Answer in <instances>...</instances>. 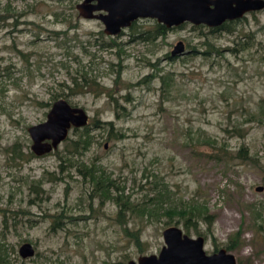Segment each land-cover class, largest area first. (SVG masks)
I'll return each instance as SVG.
<instances>
[{
	"label": "rangeland",
	"instance_id": "rangeland-1",
	"mask_svg": "<svg viewBox=\"0 0 264 264\" xmlns=\"http://www.w3.org/2000/svg\"><path fill=\"white\" fill-rule=\"evenodd\" d=\"M82 1L0 0V264L158 255L178 212L167 225L169 213L130 209L126 224L118 203L153 205L164 188L173 201L165 206L196 200L209 208L210 227L178 224L205 238L207 254L226 249L237 264H264V10L228 29L187 22L144 39L129 28L106 35L102 22L80 16ZM157 23L139 19L138 30L155 34ZM179 41L187 52L172 57ZM85 77L97 85L82 88ZM98 86L114 89L115 100ZM60 98L88 112L91 144L71 145L85 127L77 128L38 156L28 129ZM94 163L112 181L107 193L79 172ZM132 231L142 232L141 244ZM24 242L35 256L21 257Z\"/></svg>",
	"mask_w": 264,
	"mask_h": 264
},
{
	"label": "water",
	"instance_id": "water-1",
	"mask_svg": "<svg viewBox=\"0 0 264 264\" xmlns=\"http://www.w3.org/2000/svg\"><path fill=\"white\" fill-rule=\"evenodd\" d=\"M77 10L84 18L102 22L106 35L118 36L143 18L155 19L167 28L187 22L221 27L248 13L264 10V0H83L77 4ZM186 52L185 43L179 41L171 56ZM89 118L83 107L72 105L65 98L56 100L47 119L28 129L32 151L38 156L55 151L68 139L71 130L87 126ZM163 238L165 245L158 255H141L138 261L130 260L128 264H237L236 257L226 249L207 254L205 238L192 237L178 225L165 228ZM19 253L25 259L35 256L36 249L31 242H24Z\"/></svg>",
	"mask_w": 264,
	"mask_h": 264
},
{
	"label": "trees",
	"instance_id": "trees-1",
	"mask_svg": "<svg viewBox=\"0 0 264 264\" xmlns=\"http://www.w3.org/2000/svg\"><path fill=\"white\" fill-rule=\"evenodd\" d=\"M240 20V19H239ZM236 20V21H239ZM236 21H229L225 24H223L221 27H216V28H211L212 31H218V30H222V29H228L231 27L232 23L236 22ZM138 25V21H135L131 27H129V30H131L134 34H139L140 38H144V39H149L151 37L156 38L158 36H162L165 35L167 33V31L169 30V28H167L165 25L163 24H159L157 23V29L155 34H151L148 33L146 31H140L138 30L139 28ZM198 27H203V25H199ZM145 34V35H144ZM118 42L113 41L111 42L108 46L109 47H117L118 46ZM121 77V72H119L117 78L120 79ZM84 83L81 85V87L83 88L84 86H95L97 85L96 79L93 77H85L84 79ZM164 83L167 84V80H164ZM86 84V85H85ZM79 87L78 83L74 84V88L71 89L72 92H74V90H76ZM81 92V91H80ZM84 92V91H82ZM94 92H99V93H103V94H108V96L110 98H113V93H114V89H107L105 87H100L98 86V91L94 90ZM77 93V92H76ZM73 94V93H72ZM115 100V99H114ZM116 105H118L119 103L117 101H115ZM122 138L124 135L121 134L120 135ZM90 134H89V130L87 129V127H85L83 129V132L81 134V138L79 140H73L71 141V145L73 147H75L76 149H87L91 142H90ZM208 143H212L211 139H207ZM222 152V151H221ZM223 158H228L230 156V152L229 151H225L224 153H221ZM219 156V155H218ZM237 156L241 159H246L245 157L248 156V150H244L241 149L238 153ZM230 159V158H228ZM84 169L83 170H79L80 174H82L87 180L89 177V180H91V182H94L96 184V188L100 190V192L103 193H107L109 187L112 185V181L111 179H106L105 177L102 176H98L97 173H95V171L97 170V166H95V163L93 165H91L90 167L85 164L83 165ZM85 179V180H86ZM88 180V181H89ZM160 197L156 194L155 200L152 201L153 205H151L150 203H145L143 205H137V206H133L130 203H126L125 205H123L122 203H118L121 206V213H124V221L123 223L127 224V212L131 209L132 212L136 211V212H140L143 215H154V214H159V216H164V215H168L167 213L170 214L171 218L166 221V224H172L173 221V216L174 214L171 213H175L178 212L179 216L181 219H178L177 221H175V223L178 225L181 222H183L184 227L186 228V230L189 232L191 227H194L195 229H197V227L200 225V223L205 222L209 227L211 225H213L214 223V218L213 215L210 213L209 208L207 207V205L203 204V203H198V201L196 200H192L189 202H181V207L179 208L178 204H172L169 207L165 206L166 203H170V201H172L169 198V191H167L166 188H164L163 190H160ZM166 193V195H165ZM109 194V192H108ZM119 201V198L117 199ZM173 202V201H172ZM156 212V213H155ZM154 213V214H153ZM161 213V214H160ZM256 217L260 218L261 214L260 212H256ZM122 222V220H121ZM199 232V231H198ZM131 237L136 240L137 244H141V238H142V232L141 231H132L131 233ZM237 236L233 238V244L237 243Z\"/></svg>",
	"mask_w": 264,
	"mask_h": 264
},
{
	"label": "flooded vegetation",
	"instance_id": "flooded-vegetation-1",
	"mask_svg": "<svg viewBox=\"0 0 264 264\" xmlns=\"http://www.w3.org/2000/svg\"><path fill=\"white\" fill-rule=\"evenodd\" d=\"M131 27V26H130ZM125 30H123V32H124Z\"/></svg>",
	"mask_w": 264,
	"mask_h": 264
}]
</instances>
